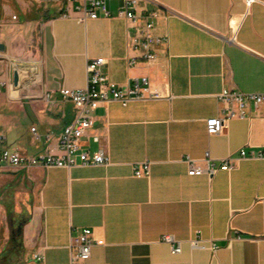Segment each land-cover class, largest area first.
Instances as JSON below:
<instances>
[{"label":"crops","instance_id":"1","mask_svg":"<svg viewBox=\"0 0 264 264\" xmlns=\"http://www.w3.org/2000/svg\"><path fill=\"white\" fill-rule=\"evenodd\" d=\"M118 5L109 1L112 16L79 21L60 15L62 0H0L4 146L60 153L57 137L74 108L59 89L85 87L91 58L104 57L102 71L118 85L147 77L165 95L94 110L82 145L102 149L106 164L23 169L0 161V264H70V235L85 227L104 244L82 264H264V159L243 158L212 176L188 175L185 161L264 149V103L206 132L223 88L264 92V0L247 15L244 0H140L139 12L155 13L154 33L168 41L155 46L152 63L133 66L127 60L139 53L129 49L133 29L116 16ZM233 31L237 44L228 40ZM144 161L149 176L135 177L132 165ZM196 234L218 249L192 248ZM164 235L181 240V251L172 253Z\"/></svg>","mask_w":264,"mask_h":264},{"label":"built area","instance_id":"2","mask_svg":"<svg viewBox=\"0 0 264 264\" xmlns=\"http://www.w3.org/2000/svg\"><path fill=\"white\" fill-rule=\"evenodd\" d=\"M110 0H62V17H70L71 13H77L79 21L85 19H95L100 16H112L109 10ZM116 16L125 19L133 29L129 36V49L138 52V56H130L127 60L129 66L137 63L150 64L156 59L155 46L160 43H167V36H158L154 33V22L151 20L155 13L145 11L140 13L138 4L140 0H118ZM155 1V0H154ZM246 11L249 13L250 6L258 0H244ZM16 16H13L15 18ZM230 42L237 44L236 33L233 31L228 37ZM106 64L104 57L91 58L86 63L87 84L82 88L59 89L63 98L73 104L74 117L67 123L57 137L56 148L60 153H54L51 147H47L45 152L38 155H26L17 148L4 146L5 137L0 134V161L23 169L34 165L43 167H65L74 165H100L109 162V156L102 149L90 151L83 147L82 138L92 127L94 122V110L102 104L118 101L126 105L132 100H152L165 97L158 90L153 89L147 77L135 78L128 81L125 87L108 79L102 71ZM2 91L0 90V98ZM49 93H46V97ZM167 97V96H166ZM218 100L223 107L219 115L206 120V132L209 135L221 131L224 124L234 118H247L251 107L258 108L264 103V92H240L223 88L217 94ZM31 130L35 133V127ZM36 134V133H35ZM39 138V136L37 135ZM46 139H50V134H46ZM243 158L264 159V149L246 151L244 147L238 149L236 155H229L225 158L214 160L209 152H205L202 158L196 159L189 156L185 161L189 165L187 174L190 176L206 174L212 176L219 170L230 171L237 167L238 160ZM135 177H147L150 174V163L148 161L134 163L132 165ZM162 241L170 245L172 253L181 251V240H176L171 235H164ZM192 248L208 249L214 253L218 246L213 242L203 240L198 234L188 240ZM104 244L102 238L95 237L92 228H81L79 232L70 235L68 243L69 263L82 264L91 256L92 248L96 245ZM36 261H41L42 253L34 254Z\"/></svg>","mask_w":264,"mask_h":264},{"label":"water","instance_id":"3","mask_svg":"<svg viewBox=\"0 0 264 264\" xmlns=\"http://www.w3.org/2000/svg\"><path fill=\"white\" fill-rule=\"evenodd\" d=\"M5 52V45L3 43L0 42V53H4ZM18 72L16 70H14L13 72V84L17 85L18 84Z\"/></svg>","mask_w":264,"mask_h":264}]
</instances>
